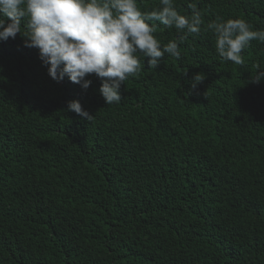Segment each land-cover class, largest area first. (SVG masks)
I'll use <instances>...</instances> for the list:
<instances>
[{
  "label": "trees",
  "instance_id": "16d2710c",
  "mask_svg": "<svg viewBox=\"0 0 264 264\" xmlns=\"http://www.w3.org/2000/svg\"><path fill=\"white\" fill-rule=\"evenodd\" d=\"M193 2L201 33L157 69L140 57L119 104L95 74L87 90L57 83L20 33L0 41V264H264V43L236 65L205 31L217 17L264 29V0L175 6ZM157 24L162 44L177 37Z\"/></svg>",
  "mask_w": 264,
  "mask_h": 264
},
{
  "label": "clouds",
  "instance_id": "9594fccd",
  "mask_svg": "<svg viewBox=\"0 0 264 264\" xmlns=\"http://www.w3.org/2000/svg\"><path fill=\"white\" fill-rule=\"evenodd\" d=\"M189 8L191 15L180 14L175 0H159V7L145 11L137 0H0V41L20 33L26 47L39 50L57 83L67 77L87 90L92 84L87 77L95 74L101 79L99 93L105 103L119 104L122 85L141 71L140 57L150 58L149 68L157 69L166 55L179 60V46L189 35L201 33L202 12L194 2ZM157 22L161 31L175 29L177 37L162 44L155 35ZM205 31L215 36L221 60L236 65L243 64L241 53L251 41L264 43V29L252 30L240 18L217 17ZM204 79V74H196L193 87ZM262 79L264 70L254 81ZM68 110L89 121L93 118L79 100L69 101Z\"/></svg>",
  "mask_w": 264,
  "mask_h": 264
}]
</instances>
